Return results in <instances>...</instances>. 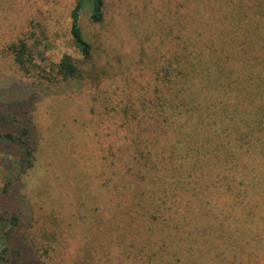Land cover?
Masks as SVG:
<instances>
[{
	"label": "rangeland",
	"instance_id": "374dc122",
	"mask_svg": "<svg viewBox=\"0 0 264 264\" xmlns=\"http://www.w3.org/2000/svg\"><path fill=\"white\" fill-rule=\"evenodd\" d=\"M215 1L103 0V19L97 23L88 7L82 8L78 24L91 45L90 57L83 59L70 35L77 0H0V114L9 119L12 101L31 100L25 118L31 116L38 143L34 163L24 174L11 172L7 178L0 167V186L19 178L14 206L0 212L6 217L0 220V244L16 207L14 231L42 264H264V198L251 188L248 198L235 199L214 187L201 186L196 196L180 187L175 215L161 221L154 218L156 206L141 195L154 244L134 230L136 216L126 233L124 218L116 225L119 232L107 231V210L114 203L109 193H116L115 202L123 193L118 185H106L112 168L106 171L105 159L112 157L119 173L120 158L123 165L134 153L137 129L149 125L156 99L159 105L162 97L174 103L178 87L161 80L171 53L184 56L189 46L170 29L177 18V32L185 24L179 18L184 2L188 9L198 8L200 18ZM248 5L254 6L249 19L255 13L264 26V0ZM239 8L231 86L237 94H248L264 90V65L252 45L260 34L254 35L245 18L248 8ZM201 28L208 30L210 23L203 21ZM181 33L184 38V27ZM65 55L79 62V77L62 78L57 71ZM181 91L183 100L184 84ZM139 113L146 117L137 126ZM129 202L124 198L123 207ZM133 208L138 209L137 200Z\"/></svg>",
	"mask_w": 264,
	"mask_h": 264
},
{
	"label": "trees",
	"instance_id": "16d2710c",
	"mask_svg": "<svg viewBox=\"0 0 264 264\" xmlns=\"http://www.w3.org/2000/svg\"><path fill=\"white\" fill-rule=\"evenodd\" d=\"M248 3L254 5L257 0H216L207 4L206 14L199 18L196 16L199 9H188L184 2L182 12L178 13L180 20H185L182 25L185 37L181 35L183 27L177 32L178 18L174 19L170 29L175 30L176 39H184L189 46L186 45L184 56L171 53L169 68L167 66L165 78L161 80L167 86L175 84L178 87L174 103L168 104L162 97L159 105L156 99L149 113V125L137 129L138 137L133 143L135 151L127 156L129 159L123 162L124 167L123 157L120 158L119 173L117 167H113L112 157H104L106 171L112 168L106 185H118L123 193L116 202V193L114 196L109 193V200L114 203L107 210L110 214L107 231L119 232L121 227L116 225L121 226V218H124L126 233L128 222L134 223L136 216L138 228L134 224V230L144 233L147 241L154 244L155 234L144 222L143 194L156 206L154 218L160 221L175 215L173 204L181 201V189L177 191L180 187L194 196L201 186L214 187L220 193L225 192L224 197L235 199L248 198L252 189L264 198V90L237 94L231 86L233 45L241 31L239 7L248 8L245 18L254 29V35L260 34L259 41L252 40V45L258 51V62L264 65V32L260 31L264 28L263 21L256 19L255 13L249 19L254 6ZM85 7L89 9L91 21L100 22L104 14L103 0H77L70 12V35L83 59H88L91 45L78 24L79 12ZM233 19H238L234 27ZM203 21L210 23L208 30L201 28ZM18 60L23 64L20 57ZM57 67L62 78H77L81 74L79 62H74L68 55L61 58ZM31 104V100L12 101L9 105L12 117L8 119L0 114V167L6 173L4 177L8 178L7 173L11 172L16 174L12 176H20L34 163L38 143L31 116L25 118ZM135 117H140L136 120L138 126L145 121L146 115L139 113ZM116 173L119 178L123 176L121 181L115 178ZM16 180L18 182L19 178ZM223 181L227 183L222 185ZM16 182L9 178L0 186V212L12 208L10 203L15 199ZM125 191L128 194L124 196ZM124 198L125 202L130 201L127 207H123ZM136 200L138 209L135 211ZM18 213V209L13 208L10 228L0 244V264H42L39 257L24 248V237L14 231L19 225L16 223ZM0 220H6V217L0 214ZM162 231L160 228L159 232Z\"/></svg>",
	"mask_w": 264,
	"mask_h": 264
}]
</instances>
